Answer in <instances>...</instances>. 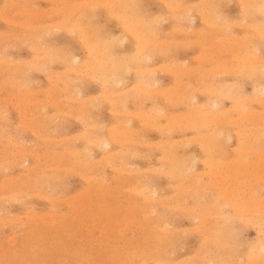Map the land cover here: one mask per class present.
<instances>
[{
  "label": "rangeland",
  "instance_id": "374dc122",
  "mask_svg": "<svg viewBox=\"0 0 264 264\" xmlns=\"http://www.w3.org/2000/svg\"><path fill=\"white\" fill-rule=\"evenodd\" d=\"M247 4L0 0V264H264Z\"/></svg>",
  "mask_w": 264,
  "mask_h": 264
},
{
  "label": "bare ground",
  "instance_id": "6f19581e",
  "mask_svg": "<svg viewBox=\"0 0 264 264\" xmlns=\"http://www.w3.org/2000/svg\"><path fill=\"white\" fill-rule=\"evenodd\" d=\"M5 1V0H4ZM22 1H24V0H21V2ZM26 1V0H25ZM27 1H29V0H27ZM117 1H119V0H117ZM121 1V0H120ZM130 1V0H129ZM134 1V0H133ZM218 1H220V0H218ZM69 2V1H68ZM226 2H227V0H226ZM15 3V2H14ZM67 3V2H66ZM125 3V2H124ZM128 3V2H127ZM131 3V2H130ZM142 3V2H141ZM163 3V2H162ZM174 3H176V2H174ZM178 3V2H177ZM201 3V2H200ZM220 3V2H219ZM19 4V3H18ZM70 4V3H69ZM192 4H194V3H192ZM213 4V3H212ZM224 4V3H223ZM222 4V5H223ZM227 4V3H226ZM5 5V4H4ZM7 5V4H6ZM21 5H22V3H21ZM118 5H120V4H118ZM122 5H123V3H122ZM121 5V6H122ZM128 5V4H127ZM176 5V4H175ZM207 5H209V4H207ZM214 5H216V4H214ZM218 5V4H217ZM16 6V5H15ZM14 6V7H15ZM27 6V5H26ZM84 6V5H83ZM124 6V5H123ZM167 6V5H166ZM187 6V5H186ZM203 6V5H202ZM224 6V5H223ZM240 6V5H239ZM4 7V6H3ZM9 7H11V6H9ZM87 7V6H86ZM125 7V6H124ZM131 7V6H130ZM209 7H211V4L209 5ZM213 7V6H212ZM12 8V7H11ZM11 8H10V10H11ZM88 8V7H87ZM93 8V7H92ZM101 8V7H100ZM118 8H121V7H117V9ZM134 8H136V7H134ZM173 8V7H172ZM187 8H189V7H187ZM221 8V7H220ZM224 8V7H223ZM243 8V7H242ZM7 9V8H6ZM24 9V8H23ZM22 9V10H23ZM69 9V8H68ZM103 9V8H102ZM176 9V8H175ZM178 9V8H177ZM218 9V8H217ZM231 9H232V7H231ZM245 9V8H244ZM87 10V9H86ZM122 10H123V8H122ZM121 10V11H122ZM209 10V9H208ZM119 11V10H118ZM120 11V12H121ZM161 11V10H160ZM189 11V10H188ZM221 11V10H220ZM3 12V11H2ZM5 12V11H4ZM133 12H135V11H133L132 10V13ZM212 12V11H211ZM214 12V11H213ZM224 12V11H223ZM248 12V11H247ZM7 13V12H6ZM25 13V12H24ZM29 13V12H28ZM131 13V14H132ZM200 13V12H199ZM78 14V13H77ZM122 14V13H121ZM157 14V13H156ZM179 14V13H178ZM207 14H208V12H207ZM216 14V13H215ZM218 14V13H217ZM1 15V14H0ZM3 15V14H2ZM14 15V14H13ZM114 15V14H113ZM32 16V15H31ZM153 16V15H152ZM170 16V15H169ZM176 16V15H175ZM13 17V16H12ZM33 17V16H32ZM115 17V16H114ZM122 17V16H121ZM172 17V16H171ZM126 18V17H125ZM129 18V17H128ZM131 18H132V16H131ZM158 18V17H157ZM179 18V17H178ZM227 18V17H226ZM35 20H36V18H34ZM45 19V18H44ZM202 19V18H201ZM123 20H124V18H123ZM129 20V19H128ZM127 20V21H128ZM134 20V19H133ZM4 21V20H3ZM73 21V20H72ZM158 21V20H157ZM36 22V21H35ZM130 22H131V20H130ZM205 22V21H204ZM62 23H63V21H62ZM74 23V22H73ZM139 23V22H138ZM143 23V22H142ZM175 23V22H174ZM203 23V22H202ZM238 23V22H237ZM10 24V23H9ZM33 24H34V22H33ZM46 24V23H45ZM50 24V23H49ZM206 24V23H205ZM231 24V23H230ZM73 25V24H72ZM145 25V24H144ZM144 25H142V27L144 26ZM208 25H209V23H208ZM226 25H229V24H226ZM233 25V24H232ZM42 26V25H41ZM44 26V25H43ZM48 26V25H47ZM50 26V25H49ZM146 26V25H145ZM179 26V25H178ZM211 26V25H210ZM25 27V26H24ZM135 27V26H134ZM138 27V26H137ZM173 27V26H172ZM174 27H175V25H174ZM219 27V26H218ZM224 27V26H223ZM22 28V27H21ZM28 28V27H27ZM36 28V27H35ZM49 28V27H48ZM83 28V27H82ZM125 28V27H124ZM177 28V27H176ZM228 28V27H227ZM226 28V29H227ZM33 29V28H32ZM45 29V28H44ZM54 29V28H53ZM127 29V28H126ZM130 29V28H129ZM132 29V28H131ZM178 29V28H177ZM187 29H189V28H187ZM218 29V28H217ZM243 29V28H242ZM12 29H10L9 30V32L11 31ZM106 30V29H105ZM172 30V29H171ZM170 30V31H171ZM222 30V29H221ZM27 31V30H26ZM29 31V30H28ZM136 31V30H135ZM148 31V30H147ZM230 31V30H229ZM38 32H40V31H38ZM42 32V31H41ZM69 32H71V31H69ZM128 32V31H127ZM143 32V31H142ZM130 33V32H129ZM179 33V32H178ZM6 34H7V32H6ZM17 34V33H16ZM19 34V33H18ZM54 34V33H53ZM173 34V33H172ZM171 34V35H172ZM138 35V34H137ZM141 36L143 35V34H140ZM227 35V34H226ZM225 35V36H226ZM30 36H31V34H30ZM136 36V35H135ZM146 36V35H145ZM209 36V35H208ZM229 36V35H228ZM228 36H227V38H228ZM246 36L247 35H245V38H246ZM15 37V36H14ZM23 37H24V35H23ZM28 37V36H27ZM174 37V36H173ZM230 37V36H229ZM237 37V36H236ZM11 38V37H10ZM16 38V37H15ZM29 38V37H28ZM120 38V37H119ZM171 38V37H170ZM200 38V37H199ZM214 38V37H213ZM222 38V37H221ZM234 38V37H233ZM232 38V39H233ZM238 38V37H237ZM236 38V39H237ZM260 38V37H259ZM93 39V38H92ZM118 39V38H117ZM235 39V40H236ZM22 40V39H21ZM146 40V39H145ZM23 41V40H22ZM110 41V40H109ZM119 41V40H118ZM164 41V40H163ZM216 41V40H215ZM231 41V40H230ZM103 42V41H102ZM106 42V41H105ZM117 42V41H116ZM239 42H240V40H239ZM142 43H143V41H142ZM154 43V42H153ZM160 43V42H159ZM164 43V42H163ZM180 43V42H179ZM189 43V42H188ZM203 43V42H202ZM237 43H238V41H237ZM40 44V43H39ZM75 44V43H74ZM87 44V43H86ZM90 44V43H89ZM104 44V43H103ZM148 44V43H147ZM162 44V43H161ZM160 44V45H161ZM42 45V44H41ZM101 45H102V43H101ZM163 45V44H162ZM246 45V44H245ZM103 46V45H102ZM156 46V45H155ZM154 46V47H155ZM229 46V45H228ZM230 47V46H229ZM228 47V48H229ZM97 48V47H96ZM204 48H205V46H204ZM215 48V47H214ZM256 48V47H255ZM206 49V48H205ZM235 49V48H234ZM249 49H251V48H249ZM254 49V48H253ZM102 50H104V49H102ZM212 50V49H211ZM32 51V50H31ZM203 51H205L204 49H203ZM256 51V50H255ZM258 51V50H257ZM99 52H102V51H99ZM141 52V51H140ZM216 52V51H215ZM46 53V52H45ZM44 53V54H45ZM49 54V53H48ZM101 54H103V52L101 53ZM137 54H138V52H137ZM218 54V53H217ZM250 54H252V53H250ZM51 55V54H50ZM141 56V55H140ZM139 56V57H140ZM202 56H204V55H202ZM31 57H33V56H31ZM55 57V56H54ZM66 57V56H65ZM94 57V56H93ZM96 57V56H95ZM236 57V56H235ZM52 58V57H51ZM57 58H60V57H57ZM62 58V57H61ZM84 58V57H83ZM97 58V57H96ZM135 58V57H134ZM49 59V58H48ZM68 59V58H67ZM74 59V58H73ZM94 59V58H93ZM28 60V59H27ZM33 60V59H32ZM59 60V59H58ZM107 60V59H106ZM109 60V59H108ZM49 61V60H48ZM203 62V61H202ZM225 62V61H224ZM223 62V63H224ZM108 63V62H107ZM118 63V62H117ZM116 63V64H117ZM210 63V62H209ZM256 63V62H255ZM162 64V63H161ZM31 65V64H30ZM106 65V64H105ZM109 65V64H108ZM111 65V64H110ZM159 65V64H158ZM170 65V63L168 64V65H166V66H169ZM173 65V64H172ZM171 65V66H172ZM230 65V64H229ZM234 65V64H233ZM256 65V64H255ZM16 66V65H15ZM19 66V65H18ZM86 66V65H85ZM231 66V65H230ZM253 66V65H252ZM61 67V66H60ZM99 68L101 67V66H98ZM223 67V66H222ZM36 68V67H35ZM106 68V67H105ZM165 68V67H164ZM168 68H170V67H168ZM191 68V67H190ZM218 68V67H217ZM224 68V67H223ZM244 68V67H243ZM242 68V69H243ZM258 69L260 68V67H257ZM257 68H256V70H257ZM179 69V68H178ZM200 69V68H199ZM212 69V68H211ZM229 69V68H228ZM241 69V68H240ZM84 70V69H83ZM137 70V69H136ZM143 70V69H142ZM150 70V69H149ZM165 70V69H164ZM193 70V69H192ZM202 70V69H201ZM251 70V69H250ZM256 70H254V72L256 71ZM64 71V70H63ZM67 71H68V69H67ZM138 71H140V70H138ZM146 71V70H145ZM189 71V70H188ZM215 71V70H214ZM224 71V70H223ZM228 71V70H227ZM245 71V70H244ZM252 71V70H251ZM250 71V72H251ZM258 71V70H257ZM109 72V71H108ZM179 72V71H178ZM197 72V71H196ZM235 72V71H234ZM57 73V72H56ZM174 73V72H173ZM252 73V72H251ZM51 74V73H50ZM86 74V73H85ZM103 74H104V72H103ZM53 76V75H52ZM104 76V75H103ZM105 77V76H104ZM51 78V77H50ZM95 79V78H94ZM54 80V79H53ZM67 80V79H66ZM67 81H69V79L67 80ZM66 81V82H67ZM101 82V81H100ZM155 83V82H154ZM62 84H63V82H62ZM114 84V83H113ZM117 84V83H116ZM136 85V84H135ZM142 85V84H141ZM66 86V85H65ZM22 87V86H21ZM137 87V86H136ZM144 87V86H143ZM142 87V88H143ZM149 87V86H148ZM61 88V87H60ZM166 88V87H165ZM54 89V88H53ZM62 89V88H61ZM66 89V88H65ZM104 89V88H103ZM168 89V88H167ZM262 89V88H261ZM58 90V89H57ZM67 90V89H66ZM144 90V89H143ZM147 90H149L148 88H147ZM199 91H200V89H198ZM205 90V89H204ZM255 90V89H254ZM149 91H151V90H149ZM39 92H40V90H39ZM152 92H154V91H152ZM166 92V91H165ZM177 92V91H176ZM179 92V91H178ZM215 92V91H214ZM222 92V91H221ZM257 92V91H256ZM259 92H261V91H259ZM48 93V92H47ZM79 93V92H78ZM103 93V92H102ZM112 93V92H111ZM117 93V92H116ZM164 93V92H163ZM209 93V92H208ZM43 94V93H42ZM105 94V93H104ZM109 95H105L106 97L107 96H110V93H108ZM151 94V93H150ZM215 94H217V93H215ZM222 94V93H221ZM103 95V94H102ZM164 95V94H163ZM50 96V95H49ZM60 96V95H59ZM59 96H58V98H59ZM69 96V95H68ZM223 96V95H222ZM56 97V96H55ZM46 98V97H45ZM74 98V97H73ZM76 98V97H75ZM88 98V97H87ZM91 98H92V96H91ZM90 98V99H91ZM165 98V97H164ZM168 98V97H167ZM72 99V98H71ZM57 100V99H56ZM70 101H72V100H70ZM101 101V100H100ZM169 102V101H168ZM213 102V101H212ZM261 102H263V100L261 101ZM124 103V102H123ZM83 104V103H82ZM19 106V105H18ZM38 106V105H37ZM64 106V105H63ZM90 106V105H89ZM235 107V106H234ZM123 108V107H122ZM243 108H244V106H243ZM239 109V108H238ZM240 109H242V108H240ZM245 109V108H244ZM109 110V109H108ZM156 110V109H155ZM235 110V109H234ZM132 111V110H131ZM152 111H153V109H152ZM158 111V110H157ZM213 111V110H212ZM250 111V110H249ZM151 112V111H150ZM159 112V111H158ZM220 112V111H219ZM65 113V112H64ZM75 113V112H74ZM125 113V112H124ZM157 113V112H156ZM162 113V112H161ZM208 113H210V112H208ZM207 113V114H208ZM263 113V112H262ZM134 114V113H133ZM136 114V113H135ZM154 114V113H153ZM152 114V115H153ZM212 114V113H211ZM249 114V113H248ZM253 114H254V112H253ZM65 115V114H64ZM114 115V114H113ZM131 115H132V113H131ZM184 115V114H183ZM247 115V114H246ZM66 116V115H65ZM83 116V115H82ZM162 116V115H161ZM243 116H244V114H243ZM79 117V116H78ZM136 117V116H135ZM186 117V116H185ZM192 117V116H191ZM250 117V116H249ZM83 119H84V117H82ZM123 118V117H122ZM138 119V118H137ZM80 120H82V119H80ZM201 120V119H200ZM243 120V119H242ZM251 120H252V118H251ZM263 120V119H262ZM189 121V120H188ZM192 121V120H191ZM225 122V121H224ZM181 123H183V122H181ZM187 123V122H186ZM243 123V122H242ZM94 124V123H93ZM144 124V123H143ZM188 124V123H187ZM190 124V123H189ZM99 126H100V124H98ZM147 125V124H146ZM156 125V124H155ZM155 125H153V126H155ZM94 126V125H93ZM96 127V126H95ZM123 127V126H122ZM127 127V126H126ZM98 128V127H97ZM129 128V127H128ZM200 128V127H199ZM198 128V129H199ZM162 129V128H161ZM259 129V128H258ZM121 130V129H120ZM242 130V129H241ZM130 132V131H129ZM238 132V131H237ZM249 132V131H248ZM109 133V132H108ZM239 133V132H238ZM242 133H243V131H242ZM247 133V132H246ZM95 134V133H94ZM208 135V134H207ZM263 135V134H262ZM206 136V135H205ZM211 136H212V134H211ZM218 136H219V134H218ZM70 137V136H69ZM98 137V136H97ZM103 137V136H102ZM125 137V136H124ZM199 137V136H198ZM80 138H82V137H80ZM90 138V137H89ZM216 138H218V137H216ZM214 139V138H213ZM74 140V139H73ZM104 140V139H103ZM127 140V139H126ZM215 140V139H214ZM221 140V139H220ZM222 141V140H221ZM215 142V141H214ZM88 144V143H87ZM126 145V144H125ZM151 145V144H150ZM164 145H165V143H164ZM91 146V145H90ZM106 146V145H105ZM174 147V146H173ZM207 147V146H206ZM163 148V147H162ZM208 148H209V146H208ZM98 149V148H97ZM174 149V148H173ZM185 151V150H184ZM77 152V151H76ZM74 153V152H73ZM179 153V152H178ZM77 154H78V152H77ZM176 155H178V154H176ZM190 155V154H189ZM166 156V155H165ZM171 156V155H170ZM181 157V156H180ZM79 158V157H78ZM174 158V157H173ZM173 158H171V159H173ZM176 158H177V156H176ZM179 159V158H178ZM188 159V158H187ZM173 160H175V159H173ZM172 160V161H173ZM189 161V160H188ZM179 165V164H178ZM122 170V169H121ZM96 178V177H95ZM99 180V179H98ZM3 186V185H2ZM146 187V186H145ZM101 190V189H100ZM143 191V190H142ZM153 191V190H152ZM149 193V192H148ZM147 194V193H146ZM84 196H85V193H84ZM141 196V195H140ZM144 198V197H143ZM146 200V199H145ZM79 201V200H78ZM108 201V200H107ZM150 201V200H149ZM152 201V200H151ZM82 204H83V202H82ZM148 204V203H147ZM112 210V209H111ZM26 217V216H25ZM34 219V218H33ZM12 221V220H11ZM158 226V225H157ZM45 233V232H44ZM44 242V241H43ZM35 243V242H34ZM116 255V254H115ZM37 258V257H36ZM44 259V258H43ZM263 260V259H262ZM261 260V261H262ZM60 261V260H59ZM109 261V260H108ZM47 262V261H46Z\"/></svg>",
  "mask_w": 264,
  "mask_h": 264
},
{
  "label": "clouds",
  "instance_id": "9594fccd",
  "mask_svg": "<svg viewBox=\"0 0 264 264\" xmlns=\"http://www.w3.org/2000/svg\"><path fill=\"white\" fill-rule=\"evenodd\" d=\"M247 8L249 11V18L244 22L248 23L253 30L258 31L261 39L264 40V0H248ZM257 16L259 17V21L255 22ZM260 71L264 74V63L261 64ZM260 253L264 256V244L260 247Z\"/></svg>",
  "mask_w": 264,
  "mask_h": 264
},
{
  "label": "snow or ice",
  "instance_id": "6c2138e0",
  "mask_svg": "<svg viewBox=\"0 0 264 264\" xmlns=\"http://www.w3.org/2000/svg\"><path fill=\"white\" fill-rule=\"evenodd\" d=\"M262 94H264V90H262Z\"/></svg>",
  "mask_w": 264,
  "mask_h": 264
}]
</instances>
